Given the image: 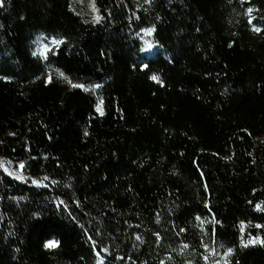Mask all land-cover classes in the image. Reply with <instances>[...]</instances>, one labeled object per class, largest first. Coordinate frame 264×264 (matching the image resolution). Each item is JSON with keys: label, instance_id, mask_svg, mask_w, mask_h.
I'll return each instance as SVG.
<instances>
[{"label": "trees", "instance_id": "obj_1", "mask_svg": "<svg viewBox=\"0 0 264 264\" xmlns=\"http://www.w3.org/2000/svg\"><path fill=\"white\" fill-rule=\"evenodd\" d=\"M0 4V264H264V0Z\"/></svg>", "mask_w": 264, "mask_h": 264}, {"label": "snow or ice", "instance_id": "obj_2", "mask_svg": "<svg viewBox=\"0 0 264 264\" xmlns=\"http://www.w3.org/2000/svg\"><path fill=\"white\" fill-rule=\"evenodd\" d=\"M0 6H2V4H0ZM248 11L249 12H251L252 10L251 9H248ZM95 19H97V20H99V17H96ZM151 29H147V30H145V33L146 34H151ZM56 43H60V41H56ZM145 67H147V65H145ZM152 79H157V77H155V76H153V77H151ZM73 87H83V85H80V84H73ZM95 87H99V85H95ZM96 110L98 111V112H100L101 113V115L103 114V112H102V110H101V107H100V103H98L97 104V107H96ZM85 134H87V133H85ZM3 165L2 164H0V167H2ZM20 168H23L24 167V165L23 164H21L20 166H19ZM5 171H7V169H5ZM45 179H47V177H45ZM33 183H37L36 181H34ZM206 207H207V205H206ZM256 210H258V211H264V208H261V205H259V204H257L256 205ZM256 227L257 228H260V227H262L261 225H256ZM241 228H243V225H241ZM258 239V238H257ZM253 242H255V241H253ZM261 243H264V241H260ZM55 246V242L54 241H49V242H47L46 244H45V247H54ZM231 252H232V250L231 249H228L227 250V252L225 253V255L227 256V255H231ZM225 264H227V262L225 261Z\"/></svg>", "mask_w": 264, "mask_h": 264}, {"label": "rangeland", "instance_id": "obj_3", "mask_svg": "<svg viewBox=\"0 0 264 264\" xmlns=\"http://www.w3.org/2000/svg\"><path fill=\"white\" fill-rule=\"evenodd\" d=\"M79 12L83 13L89 19L96 18V13L93 8V0H75Z\"/></svg>", "mask_w": 264, "mask_h": 264}]
</instances>
